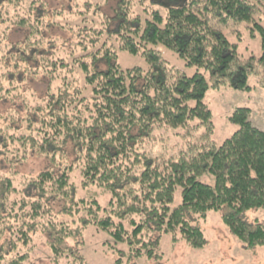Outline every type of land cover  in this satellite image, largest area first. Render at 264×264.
<instances>
[{
    "label": "trees",
    "instance_id": "trees-1",
    "mask_svg": "<svg viewBox=\"0 0 264 264\" xmlns=\"http://www.w3.org/2000/svg\"><path fill=\"white\" fill-rule=\"evenodd\" d=\"M58 1L50 10L47 0H0V60L7 72L0 74V89L10 91L2 99L18 93L33 99L19 121L0 114V142L12 139L16 149H34L54 164L13 202L12 175L0 180V264H26L29 257L17 251L18 242L4 248L3 225L11 219L23 242L34 225V233H47L54 261L73 255L61 243L89 225L111 236L112 249L126 244L130 258L155 256L165 233L203 248L205 233L191 216L204 218L225 207L223 221L245 249L263 245L264 223L250 221L246 212L264 207V129L249 108H238L231 120L239 129L217 145L210 139L214 124L204 99L212 87L246 84L256 59L238 51L246 33L260 37L258 62L264 63V0H111L113 13L103 10L110 0H71L67 9L60 5L69 0ZM58 15L67 17L59 22ZM163 47L193 73L175 69ZM120 51L144 55L149 67L122 68ZM42 68L51 78L43 95L8 77L40 74ZM162 126L184 129L182 136L194 128L204 132L178 156L159 159L143 144ZM69 141L74 162L64 155ZM23 156L7 151L5 160ZM76 179L82 190L105 188L110 201L102 206L94 196H79ZM176 193L181 201L174 205ZM60 202L65 205L59 212ZM61 214L77 227L56 221Z\"/></svg>",
    "mask_w": 264,
    "mask_h": 264
},
{
    "label": "rangeland",
    "instance_id": "rangeland-1",
    "mask_svg": "<svg viewBox=\"0 0 264 264\" xmlns=\"http://www.w3.org/2000/svg\"><path fill=\"white\" fill-rule=\"evenodd\" d=\"M47 1L50 4L48 5L50 10H55L54 8L59 6L58 0ZM70 1H63L60 6L63 9H67ZM147 4L149 2H146L145 6ZM114 6L115 3L110 0L108 5L103 7V10L106 13H113L112 7ZM154 7L157 8V5ZM138 9L139 14L143 16V4ZM58 16L60 18L57 19L59 22L65 21V17H67L63 15ZM141 18L143 21L144 16ZM22 32L19 33L17 39H22L24 35ZM56 34L54 33V35ZM61 36L65 37V35ZM161 50L163 57L175 69L185 70L188 74L193 73V68L186 66L185 60L177 56L173 50L166 47H163ZM238 51L244 58L251 55L256 56L254 69L248 75L246 84L235 87L227 82L226 84L220 85V87H212L206 93L204 99L212 111V121L214 124L210 139L217 145L221 144L239 129V124L231 120L232 115L238 108H249L251 110L250 118H252L259 128L264 129V63L258 62V57L263 54L260 37H251L246 33L242 40L239 41ZM25 62L24 60L23 63ZM34 63L35 66L38 65L35 61ZM119 64L122 68L142 67L146 70L149 67L144 55H133L124 51H120L119 53ZM43 70L42 68L40 74L30 72L26 76L25 73L22 74L21 72L8 77H12L11 79L17 77L19 80L17 84L22 89L33 88L36 90V94L43 95L51 79L48 71ZM3 73L5 76L7 75L5 63L0 60V74ZM14 85L16 84L11 85V89ZM20 89L18 88V90ZM0 90V93H2L0 98V114L2 113L5 119L12 117V120H21L28 113V105L26 104L32 103L30 100L32 97L18 93L14 96L13 100L9 98L2 99L8 96L10 91L4 87ZM10 123H14V121ZM193 130V134H196L195 136L193 134L190 135V133H184V136H182L180 133L185 131L181 128L179 130H174L166 126L156 128L155 139L146 140L143 147L149 149L151 155L159 159L176 157L181 150H185L188 147L191 143L190 140L199 139L200 134L204 132L203 128L198 130L194 128ZM13 132L11 130L9 134H13ZM7 141L9 145H6ZM67 143L64 149L67 151L64 154L65 158L67 162H74L76 160V155L73 153L74 146L70 141ZM16 146L12 145V139L0 142V180L5 178L4 176L7 173H10L13 178L12 190L16 189V191H12L10 198L8 197L11 202L25 193V188L31 179L39 173L54 167L50 158H46L36 150H25L24 148L18 150ZM7 151L11 155L24 156L19 160L15 157L12 159V163H8L5 160ZM203 179L208 182L211 181L207 176H204ZM74 183L79 188V196H94L102 206L106 205L111 199V193L103 187L91 185L87 189L82 190L81 183L78 179ZM2 198L3 196H0V210H4L1 203L3 201ZM180 201L181 195L176 193L174 205L179 204ZM64 205V202L58 203L56 205L57 211L60 212ZM226 210V207L221 210H211L204 218L197 215L191 216L194 224L198 225L205 233L207 243L203 248L191 247L185 240H182L178 233L175 235L165 233L162 234L161 240L156 248V254L153 257L143 255L138 258H130V255L127 253L128 247L126 244H119L118 247L115 246L116 248L114 247L112 249L111 245H113L114 241L111 236L105 231H98L92 225L84 228L80 233L74 232L75 234L70 239L64 240L61 243L60 248H70L74 253L73 255L62 256L58 258V261H54V254L50 248L47 233L41 230H39V233H34L35 225L31 227L33 231H28V239H24L23 242L21 240L23 236L19 231H15V226L14 228L10 227L11 223L14 224V220L11 219V223L7 222L3 225L6 226L7 231L2 238V242L5 249H10L13 246V242H18L17 251L28 253L29 257L26 264H264V244L254 249H245L244 244L230 231L229 227L223 221V215ZM2 215L6 216L7 214L2 213ZM246 217L250 221L259 220L264 223V207L248 210ZM56 221L64 222L73 229L77 227L71 221L69 215L61 214L56 217ZM40 226L42 227V225ZM175 236L179 238L177 242L173 240ZM156 237L157 235L155 234L152 238L155 239ZM12 254L15 255L16 253L12 252Z\"/></svg>",
    "mask_w": 264,
    "mask_h": 264
}]
</instances>
